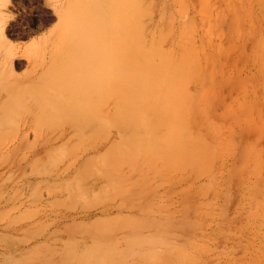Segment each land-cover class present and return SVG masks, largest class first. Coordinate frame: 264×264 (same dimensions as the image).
I'll return each mask as SVG.
<instances>
[{
  "label": "rangeland",
  "instance_id": "rangeland-1",
  "mask_svg": "<svg viewBox=\"0 0 264 264\" xmlns=\"http://www.w3.org/2000/svg\"><path fill=\"white\" fill-rule=\"evenodd\" d=\"M108 254L264 264V0H0V264Z\"/></svg>",
  "mask_w": 264,
  "mask_h": 264
},
{
  "label": "bare ground",
  "instance_id": "bare-ground-1",
  "mask_svg": "<svg viewBox=\"0 0 264 264\" xmlns=\"http://www.w3.org/2000/svg\"><path fill=\"white\" fill-rule=\"evenodd\" d=\"M7 51H8V50H7ZM79 220H80V219H79ZM89 237H90V236H89ZM91 239H92V238H91ZM46 241H47V240H46ZM89 241H90V240H89ZM95 241L97 242V240H95ZM99 242H100V241H99ZM75 243H76V242H75ZM83 244H84V243H83ZM87 244H88V243H87ZM90 244H91V243H90ZM94 244H95V242H94ZM85 245H86V244H85ZM95 245H96V244H95ZM98 245H99V244H98ZM100 245H101V244H100ZM86 247H87V246H86ZM102 248H103V246H102ZM85 250H87V249H85ZM95 250H96V249H95ZM97 250H98V248H97ZM97 250H96V251H97ZM85 252H86V251H85ZM85 252H84V253H85ZM105 252H106V250H105ZM100 253H101V252H100ZM102 253H103V252H102ZM106 254H107V253H106ZM106 254H105V255H106ZM101 255H102V254H101ZM105 255H104V256H105ZM77 256H78V255H77ZM81 256H82V255H81ZM83 256H84V255H83ZM105 257H107V258H104V259L102 258V260H103L104 262H106V264H107V261L110 259V258H109V254H108L107 256H105ZM106 259H107V260H106ZM70 261L72 262L71 259H70ZM103 261H102V262H103ZM3 264H5V262H3ZM73 264H75V263H73ZM78 264H79V263H78Z\"/></svg>",
  "mask_w": 264,
  "mask_h": 264
}]
</instances>
